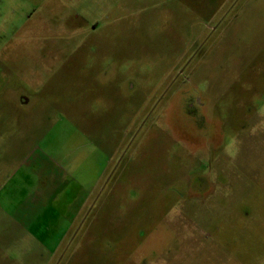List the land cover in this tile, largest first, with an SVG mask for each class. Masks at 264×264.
<instances>
[{"label": "rangeland", "instance_id": "374dc122", "mask_svg": "<svg viewBox=\"0 0 264 264\" xmlns=\"http://www.w3.org/2000/svg\"><path fill=\"white\" fill-rule=\"evenodd\" d=\"M0 264H264V0H0Z\"/></svg>", "mask_w": 264, "mask_h": 264}, {"label": "flooded vegetation", "instance_id": "af4514ba", "mask_svg": "<svg viewBox=\"0 0 264 264\" xmlns=\"http://www.w3.org/2000/svg\"><path fill=\"white\" fill-rule=\"evenodd\" d=\"M19 98H20V100H21V103H25V102H27V101H28V99H27V100H25L24 96H20Z\"/></svg>", "mask_w": 264, "mask_h": 264}]
</instances>
